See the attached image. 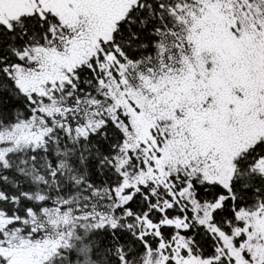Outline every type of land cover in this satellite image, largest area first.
Returning a JSON list of instances; mask_svg holds the SVG:
<instances>
[{"label": "snow or ice", "instance_id": "snow-or-ice-1", "mask_svg": "<svg viewBox=\"0 0 264 264\" xmlns=\"http://www.w3.org/2000/svg\"><path fill=\"white\" fill-rule=\"evenodd\" d=\"M0 264H264V0H0Z\"/></svg>", "mask_w": 264, "mask_h": 264}]
</instances>
